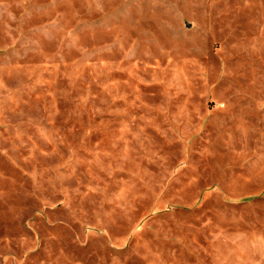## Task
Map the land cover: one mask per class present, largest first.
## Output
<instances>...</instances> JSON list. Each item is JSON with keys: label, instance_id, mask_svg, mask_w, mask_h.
Wrapping results in <instances>:
<instances>
[{"label": "rangeland", "instance_id": "1", "mask_svg": "<svg viewBox=\"0 0 264 264\" xmlns=\"http://www.w3.org/2000/svg\"><path fill=\"white\" fill-rule=\"evenodd\" d=\"M0 264H264V0H0Z\"/></svg>", "mask_w": 264, "mask_h": 264}]
</instances>
